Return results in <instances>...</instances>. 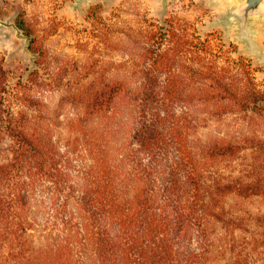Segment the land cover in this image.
Segmentation results:
<instances>
[{
	"label": "trees",
	"instance_id": "1",
	"mask_svg": "<svg viewBox=\"0 0 264 264\" xmlns=\"http://www.w3.org/2000/svg\"><path fill=\"white\" fill-rule=\"evenodd\" d=\"M122 33L53 103L0 61V264H264L253 66L191 21Z\"/></svg>",
	"mask_w": 264,
	"mask_h": 264
},
{
	"label": "rangeland",
	"instance_id": "2",
	"mask_svg": "<svg viewBox=\"0 0 264 264\" xmlns=\"http://www.w3.org/2000/svg\"><path fill=\"white\" fill-rule=\"evenodd\" d=\"M71 3L74 0H0V19L20 23L23 33L29 41L32 39V52L37 54L33 61L32 55L23 49L24 41L11 33L0 46V61L7 70L8 83L37 69L36 78L54 87L44 93L53 103L60 97L58 84L75 85L83 67L108 61L107 37L122 36L126 23L138 28L145 19L154 21L167 16L193 22L202 35L215 31L227 46L233 44L232 57L243 56L249 61L257 83L264 88V64L243 51L242 44L232 37L226 39L221 26L209 28L222 9L211 0H167L165 7L156 0H113L109 7L105 0H93L75 10ZM258 41L264 52V33L258 35ZM9 143L5 139L0 145L5 147Z\"/></svg>",
	"mask_w": 264,
	"mask_h": 264
},
{
	"label": "water",
	"instance_id": "3",
	"mask_svg": "<svg viewBox=\"0 0 264 264\" xmlns=\"http://www.w3.org/2000/svg\"><path fill=\"white\" fill-rule=\"evenodd\" d=\"M93 0H74L70 7L72 10L81 9L83 3ZM166 6L167 0H156ZM113 0H105L109 7ZM212 4L220 6L219 18L211 22L209 28L221 26L225 38H233L242 44V50L254 57L258 63L264 64V52L258 41V35L264 33V0H211ZM13 33L24 41L23 49L32 55L33 61L37 54L30 51L29 36L11 19H0V46L9 40Z\"/></svg>",
	"mask_w": 264,
	"mask_h": 264
},
{
	"label": "flooded vegetation",
	"instance_id": "4",
	"mask_svg": "<svg viewBox=\"0 0 264 264\" xmlns=\"http://www.w3.org/2000/svg\"><path fill=\"white\" fill-rule=\"evenodd\" d=\"M15 23L21 28L20 23H17V22H15ZM30 50L33 51V49H32V39L30 40Z\"/></svg>",
	"mask_w": 264,
	"mask_h": 264
}]
</instances>
